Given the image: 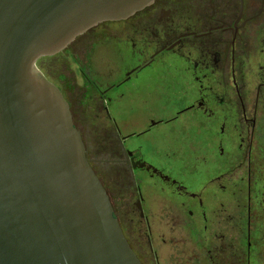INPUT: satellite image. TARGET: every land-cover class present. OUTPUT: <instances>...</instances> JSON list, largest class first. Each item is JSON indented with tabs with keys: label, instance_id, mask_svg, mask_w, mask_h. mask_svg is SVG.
<instances>
[{
	"label": "flooded vegetation",
	"instance_id": "af4514ba",
	"mask_svg": "<svg viewBox=\"0 0 264 264\" xmlns=\"http://www.w3.org/2000/svg\"><path fill=\"white\" fill-rule=\"evenodd\" d=\"M37 67L141 264L264 261V0H155Z\"/></svg>",
	"mask_w": 264,
	"mask_h": 264
},
{
	"label": "water",
	"instance_id": "95a60500",
	"mask_svg": "<svg viewBox=\"0 0 264 264\" xmlns=\"http://www.w3.org/2000/svg\"><path fill=\"white\" fill-rule=\"evenodd\" d=\"M154 1L0 0V264H141L37 61Z\"/></svg>",
	"mask_w": 264,
	"mask_h": 264
},
{
	"label": "rangeland",
	"instance_id": "374dc122",
	"mask_svg": "<svg viewBox=\"0 0 264 264\" xmlns=\"http://www.w3.org/2000/svg\"><path fill=\"white\" fill-rule=\"evenodd\" d=\"M56 62V60H55ZM52 63L53 61H47V62H43L42 60L39 61L38 65L40 68L45 69L44 72H47V74H51V70H52ZM238 198H241V200L243 199V203H246V186L242 185L240 189H238ZM244 253L246 254V249H243ZM255 252V249H254ZM239 254V252H238ZM261 254V253H260ZM259 254V256H261ZM260 264H264L263 259L259 262Z\"/></svg>",
	"mask_w": 264,
	"mask_h": 264
},
{
	"label": "trees",
	"instance_id": "16d2710c",
	"mask_svg": "<svg viewBox=\"0 0 264 264\" xmlns=\"http://www.w3.org/2000/svg\"><path fill=\"white\" fill-rule=\"evenodd\" d=\"M257 208L259 209L260 214H264V205L260 204L259 206H257Z\"/></svg>",
	"mask_w": 264,
	"mask_h": 264
}]
</instances>
